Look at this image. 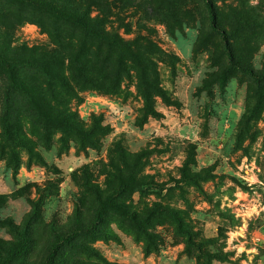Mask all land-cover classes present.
Here are the masks:
<instances>
[{
	"label": "rangeland",
	"instance_id": "374dc122",
	"mask_svg": "<svg viewBox=\"0 0 264 264\" xmlns=\"http://www.w3.org/2000/svg\"><path fill=\"white\" fill-rule=\"evenodd\" d=\"M33 1L0 0V260L83 225L57 261L264 264V0Z\"/></svg>",
	"mask_w": 264,
	"mask_h": 264
},
{
	"label": "trees",
	"instance_id": "16d2710c",
	"mask_svg": "<svg viewBox=\"0 0 264 264\" xmlns=\"http://www.w3.org/2000/svg\"><path fill=\"white\" fill-rule=\"evenodd\" d=\"M21 1L30 2V3H34L35 2L33 0H21ZM209 16L211 18V26L213 27V29L215 31H217L218 33H220L222 36H225L224 32L221 29H219V27H217V25H216L215 16H214V13H213L212 9L209 10ZM224 44H225V49H226V52L228 54V57H229L230 61L233 64V56H232V52H231V49H230V46H229V43H228L227 39H225ZM247 72H249L250 75L252 77H254L256 80H264V72L251 71V70H247ZM58 81L60 82V85L62 86V88H64V86H66V81L67 80H66V77H64L63 75H61L58 78ZM120 210L125 214L126 211H124L123 209H120ZM129 215H130V218L132 220H134V221H135V219L137 220L136 215L131 214V213ZM87 228L88 227L83 226V225H77V226L74 227V229H72L69 233H67V235L58 236V237L56 236L57 239L54 242V244L52 245V247H51V249L49 251L48 257L41 264H101V263H98V262H85V261H76V260H71L68 263H64L62 261H57L55 259V256H56L57 252L60 250V248L62 247L63 244L69 243L70 240L74 237L75 234L80 233L82 231H85ZM23 244H25V243H23ZM23 246L24 245H21L20 248L17 249V252L22 251L23 248H24ZM0 262H1L0 264H4L7 261L0 260Z\"/></svg>",
	"mask_w": 264,
	"mask_h": 264
}]
</instances>
